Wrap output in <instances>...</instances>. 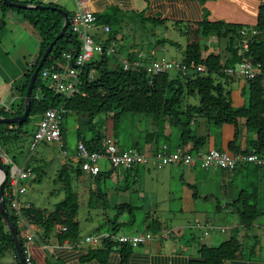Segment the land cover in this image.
<instances>
[{
  "label": "trees",
  "instance_id": "obj_1",
  "mask_svg": "<svg viewBox=\"0 0 264 264\" xmlns=\"http://www.w3.org/2000/svg\"><path fill=\"white\" fill-rule=\"evenodd\" d=\"M19 3L16 0H10ZM38 4V3H36ZM43 5L42 3H39ZM53 7L60 8L59 5L51 4ZM1 19L0 24L5 21V14L11 10L15 13L21 14L22 17L36 30L39 36V53L35 63L27 69L25 79L21 86H18L20 94V102L15 112L13 107L9 112L11 117L22 115L25 111V96L30 83V79L38 67V64L43 57L49 45L56 39L62 30L64 24V17L58 11L50 9H17L5 5L3 0H0ZM64 9V8H63ZM72 16L68 10L64 9ZM119 10L112 9L109 13L96 14L98 25H108L110 31L107 33V41L116 40V34L113 33L114 25L119 24ZM257 24L251 29L243 25L231 24L225 22H211L208 19H202L196 23L186 24L189 29L188 44L184 49L183 64L189 67L191 63L196 65H204L206 72H190L183 74L181 71H171L149 77L144 72L125 71L120 63L113 65L112 58L103 57L101 60H94L87 64L84 72L81 74V83L78 85L79 90L72 98L66 99L62 95L57 94L53 89L48 87L41 79V72L44 68L50 67L52 64L62 60L64 52L76 50L80 52L81 42L72 33L71 28L68 29L66 38L58 40L46 59L43 67L39 70L38 77L33 85L32 91V105L26 122L3 124L0 123V147L1 145H9L16 139H20L19 134L21 129L29 122L31 117H41L46 111L64 107L69 113H75L83 117L87 116L89 123L95 128L94 118L99 114H113L115 126L119 123L121 117L129 113H138L146 116H158L168 119L173 126L181 127L182 131L178 137L181 142V147L189 150V152L197 153L207 144V137L197 136L192 128L194 118L206 117L208 121L215 126H223L226 124L233 125L236 129L235 140L239 135L240 120L245 121V128L248 134L255 133L253 139H250L248 149L240 150L236 146V141L232 142L230 152H248L253 154L264 155V86L261 77L255 80H248L249 103L246 107L235 108L232 104L230 91L226 88V84L232 81L233 77L227 75L224 70L235 67L239 63L251 62L254 64H261L264 70V5L259 8L257 15ZM155 20V19H153ZM157 23L160 21L155 20ZM121 29V28H120ZM245 31L247 35H243ZM253 31L256 34H252ZM118 32V31H117ZM115 34V35H114ZM215 35L220 39H228L224 57L220 54L209 53L205 56L201 45L198 43V36ZM97 40H100L97 38ZM118 41V40H117ZM164 44V41H158L156 46ZM248 48L245 49L244 45ZM133 51V50H129ZM138 52V51H135ZM93 78H90L91 72ZM175 75L171 76L170 73ZM220 81V82H219ZM198 96V105H186L184 107V96ZM3 110L0 111V116L5 115ZM68 113V115H69ZM64 116H67L64 115ZM4 117V116H3ZM9 117V116H6ZM63 132V127H62ZM157 133L148 135L147 142H157ZM104 135L101 132H94V135L87 139L82 137L79 133L80 142L86 145L88 151H98L101 148V143ZM163 145V144H162ZM161 145V146H162ZM168 145V144H167ZM159 146V147H161ZM128 148V147H127ZM125 148V149H127ZM173 150V149H172ZM12 159V158H11ZM13 162L17 163V159L13 158ZM0 163L8 171V179L5 183L4 202L13 220L19 238L22 244L24 243V230L17 223L10 209V166ZM253 166L256 170H264L263 167L257 165ZM28 167L29 164H28ZM245 167V166H243ZM138 168V167H137ZM37 170H40L39 168ZM110 170V169H109ZM133 169L117 170L125 171L128 174ZM62 173L61 180L63 181L62 190L65 194L64 199L55 205L52 211L46 208H38L32 204L31 209L27 211L32 224L39 226L42 230L43 236L39 235L40 242L43 245L51 244L52 239L59 244H63L66 240L71 243H77L81 240L80 226L78 221V214L80 209L79 195L74 192L72 185V178L69 176L66 166L60 171ZM114 170L102 171L97 176L91 177L90 187V203L93 201H103L102 206L110 207L108 202L105 182L113 177ZM83 174L81 166L76 163L75 175L78 179ZM250 199V200H248ZM264 201L263 194L255 189L252 193H247L241 190L237 199L232 204H238L242 201V205L236 207V214L239 216L240 226L234 229V234L222 242L219 246H208L202 244L198 251V256L201 258L194 261L193 264H225L229 261L240 260H256L257 254L255 252V245H253L252 252L245 250V245L239 242L236 235L240 227L252 228L254 221L264 211L259 210V202ZM119 206V205H118ZM122 207L131 210L130 204H122ZM116 208V207H115ZM133 216V212H131ZM111 221L115 223L108 233L117 235L120 227L124 225L119 222L120 217ZM56 225L66 227V231L54 233ZM225 232L232 228H226ZM146 231L152 233L153 236L165 233V228L158 219H153L150 224L146 225ZM100 233V232H99ZM0 242L2 250L10 249L15 255V260L20 264L17 255L16 247L14 246L13 236L7 229L0 212ZM133 247L128 244L118 243L114 240H106L99 248H89L85 254L79 250L80 259L87 262H99L100 264H107L113 252L119 255V264H128L129 256L133 252ZM1 250V252H2ZM48 253V252H47ZM44 253L36 250L33 253L34 264H63L60 261H55L52 258H44Z\"/></svg>",
  "mask_w": 264,
  "mask_h": 264
},
{
  "label": "rangeland",
  "instance_id": "obj_2",
  "mask_svg": "<svg viewBox=\"0 0 264 264\" xmlns=\"http://www.w3.org/2000/svg\"><path fill=\"white\" fill-rule=\"evenodd\" d=\"M28 4V3H25ZM62 4V3H60ZM66 9L71 13L75 11V6L71 5L68 0L64 3ZM8 12H11L9 10ZM14 13V11H12ZM136 14H129L125 17V20L137 19V23L128 25L126 28L114 25L113 33L116 36V41L119 44L120 54L124 55L127 52H131L134 57L137 53H144L145 61L149 62L152 59L151 51L149 48L153 46L158 41H164V44H160L157 47V56H166V59L169 61L183 62L184 58V49L188 44V35L186 32L189 30L186 25L177 22L163 21L157 23L155 20L143 19L142 16H135ZM0 28V54H5L9 52L11 55L21 54L26 52L29 46L33 44V41L30 36L24 34L20 28L14 26L12 23L7 22ZM124 28V30H123ZM118 31V32H117ZM93 36L106 37L107 34L103 33L101 28H94L89 32ZM107 38V37H106ZM264 39V33H263ZM115 40V39H114ZM30 41V42H29ZM125 41L129 43H135L138 52L134 51H123V44ZM28 42V43H25ZM228 39H220L215 35L209 36H198V43L201 45L204 54L215 53L220 54L224 57L225 48L227 45ZM35 46V40H34ZM15 47V49H14ZM35 48V47H34ZM159 48V49H158ZM39 49V48H38ZM37 49V54L39 50ZM140 51V52H139ZM36 55L33 58L31 55H26L22 62L25 64L32 63L36 59ZM6 58V56H0ZM112 58V57H111ZM159 58V57H157ZM13 61V59L11 58ZM1 62V60H0ZM112 67L117 63H120L114 57L111 60ZM11 70L13 65H5L0 63V70H3V67ZM17 66V65H16ZM29 65H25V69ZM171 76H174L175 73H170ZM74 75H67L68 79H72ZM2 78L0 77V81ZM15 80V79H14ZM11 81L10 78L6 80ZM19 82V81H18ZM16 79L15 86L19 85ZM220 82V81H219ZM14 94V92L12 93ZM11 91L7 90L6 93H0V98L4 101H8L7 106L14 104L12 107L13 113L15 112L19 100H14L12 97ZM184 109L186 105H198L199 97L196 96H184ZM186 110V109H185ZM4 117H11L12 114L4 113ZM14 117V116H13ZM161 117L156 116H146L138 113H129L121 117L117 126H115V121L113 114H99L94 118L95 128L90 125L88 117L81 116L75 113H69L63 118V132H62V141L64 149L60 148L58 142L53 143H41L36 150L35 154H32L30 149V143L32 142L33 133L36 132L37 127L41 121V117H31L29 122L26 123L21 129L22 133L19 134L20 139H16L8 146L1 145L0 150L5 152L10 158H16L17 164L20 168L27 163L32 169L27 180H22L21 185L24 184L27 186V191L23 196H21L22 202H29L38 208H46L52 211L56 204L61 202L65 194L62 190L63 181L61 180L60 171L66 166L69 176L72 178L73 190L79 195V214L78 221L80 226V237L84 241L86 236L100 234L103 235L110 231L115 225L111 223L112 220L117 217H120L119 222L123 223L117 233L119 234H145L147 236L152 235L146 231V225L150 224L153 219H158L159 222L163 225L164 228H176V227H187L192 226L194 218L190 217L189 220L183 221L186 216L183 217L184 213L182 210V198H183V189L188 188L191 193L198 194L199 196H205L207 199H201V201L196 202V210L203 214L202 219H208L209 222L214 227L228 226L231 227L233 224L232 221L235 220L233 217H236L238 214L234 215L236 210L230 209L228 206L225 208V202L227 199L225 196L229 192H233L234 195L238 196L241 190L246 191L247 193H252L255 189H258L261 194H263L264 199V185L261 186L258 182L259 178H256L252 175H244L241 172H246L244 169L234 171L233 176L230 178V175H224V171L220 168H202L201 164L193 165L190 169L193 170L192 175L195 176L194 183L189 185L188 175L185 167H166L163 170L153 168L151 166H141L138 168H133V171H138L139 173L144 172L149 168V175L154 174V178H146V180L140 179V177H134V174L120 175L117 178L116 173L114 176L105 182V187L114 188V192L121 191L120 197L117 202H110V207H103L101 204L103 201H93L90 203V180L89 177L85 179L86 183H81L78 181L75 175V166L76 162L74 156L78 155V142L80 141L79 133L82 137L90 138L94 135V132H101L105 137H111L117 140L123 148H136L144 153L154 151L157 148L152 150H147V138L148 135L153 134L150 121L154 123L158 122ZM168 121V119H165ZM197 122V123H196ZM196 123V124H195ZM195 124V127L199 130L197 136L203 135L207 129L217 136H221V127L215 126L210 123L206 117H197L194 118L192 123ZM204 130V132L202 130ZM160 130V132H159ZM163 126H158L155 133L157 142L162 145L165 142V136L161 134L163 131ZM182 129L179 126L170 127L171 139L169 142L171 144H176L175 137H179ZM250 136L254 138L255 133L251 132ZM216 149L221 150V142L217 141L215 145ZM66 152V155L64 154ZM30 155V156H29ZM103 171L110 169V166L107 162L100 163ZM148 167V168H146ZM40 170H37V169ZM137 169V170H135ZM179 169V170H178ZM173 170V174H168L166 180L163 181L162 178L159 179L162 172ZM131 171V172H133ZM177 171V172H176ZM261 171V170H260ZM264 172V170H262ZM261 171V172H262ZM159 173L157 179L156 174ZM260 172H258L259 174ZM257 174V175H258ZM230 179H229V178ZM89 180V181H88ZM119 190V191H118ZM141 192H146L144 195ZM112 195V193H109ZM122 196V197H121ZM250 200V199H248ZM155 204L151 209L145 207L147 203ZM251 201V200H250ZM122 204H130L131 210L128 208L122 207ZM119 205V206H118ZM242 201L238 204H233V208L236 209L237 206L241 207ZM116 207V208H115ZM220 207V208H219ZM259 210L264 211V201L259 202ZM133 212V216L131 215ZM239 220V216L237 221ZM240 221V220H239ZM255 228L258 234H261V237L264 241V214L257 217L254 221ZM188 232V231H186ZM207 232V234H206ZM227 232V233H226ZM222 233L221 230L212 231L205 228L204 224L201 227H196L191 231V233L196 238L194 246L198 243L206 242L208 246H218L220 243H214V238L219 236L220 239H223L222 242L229 239L233 231L227 230ZM43 232H39V235L43 236ZM161 233L160 235H162ZM253 235L251 236L250 241H246L245 250L250 253L254 244ZM110 240V238H108ZM198 242V243H197ZM52 244L55 243V240L52 239ZM172 242L166 240L164 246H169ZM169 244V245H168ZM1 245V242H0ZM149 244L147 243L146 246ZM260 247V245H259ZM140 249V248H139ZM0 246V264H18L14 258V255L10 249L2 250ZM166 250V249H165ZM261 256L257 255V258H264V244L262 246ZM255 247V252L260 251ZM169 251V250H166Z\"/></svg>",
  "mask_w": 264,
  "mask_h": 264
},
{
  "label": "crops",
  "instance_id": "obj_3",
  "mask_svg": "<svg viewBox=\"0 0 264 264\" xmlns=\"http://www.w3.org/2000/svg\"><path fill=\"white\" fill-rule=\"evenodd\" d=\"M16 1L19 3H28V4H36V3L38 4L42 3L43 5H51V4L55 5L56 4V5L61 6L60 7L61 9L63 8L66 9V7L64 6V3L66 2V0H16ZM68 2L77 8V0H68ZM262 5H264V0H90V2L86 5V8L88 10L93 11L95 15L109 13L112 9L119 10L118 12L119 13V24H121L120 25L121 29L122 27L126 28L130 24L132 25L134 23H137L136 18L125 20V17L131 13L136 14L135 15L136 17L142 16L143 19H147V20L155 19L160 22H163V21L173 22L174 21V22H177L178 24L182 23L186 25L188 23H196L206 18L208 19V21H211V22L221 21L225 23L243 25L247 28L252 29L257 24L258 11ZM5 15H6L5 19H8L7 22L12 23L14 26H17L18 28H20L23 32H25L24 34H26L27 36H30L31 39L33 40L31 41L33 42V44L29 46L26 52H23L21 54H15V55H11L9 52H7L6 55L0 54V56H3V55L6 56V58L0 57V60H1L0 63H3L5 65H13L11 70L4 68V66L2 65L3 70H0V77L2 78V80L0 81V93L4 94L7 92V90H10L11 94L14 92L11 98L13 100L15 99L14 100L15 102L16 100L20 99L18 86H21L23 84L27 69L30 68L31 65L35 63V60H36L34 59L32 63L25 64V62H22V59H24L26 55H31L34 58L35 55L37 54V49L39 48L40 41H39L38 34H36L37 33L36 30L22 17L21 14H18L15 12L13 13L11 11V12H7ZM1 16H2V13L0 9V19H1ZM127 21H129L128 25H126ZM5 22L6 20L0 24V28L1 26L6 24ZM97 37H101V36H97ZM106 37L103 36L101 38L105 39ZM34 40H35V46H34ZM25 43H28V42H25ZM123 45H124L122 46L124 49L123 51L125 52H127L128 50H133L134 52L139 50L138 48H136L135 43L132 44V43H129L128 41H125V44ZM157 47L158 46H156V43H155L153 46L149 48V52L150 51L151 53L154 52V57H152V59L161 57V56H157L156 54L157 52H155L157 51ZM208 54L209 53L205 54V56ZM37 56L38 55H36V58ZM11 58L13 59V61L11 60ZM152 59H150L149 62L152 61ZM25 65H29V66L25 69ZM8 78H10L11 81L6 82ZM16 79H17V82L18 81L20 82V84L17 86H15L14 84L16 83ZM226 88L230 91L231 101L235 108L248 106L249 92H248V84H246L245 80L235 78L232 81H230V83L226 84ZM0 102H4L6 103V105L8 104V101H4L1 98H0ZM13 105L14 104L12 103L10 107H12ZM239 122H240L239 135L237 136L238 138H236V140L234 137L236 133V129L233 125L226 124L223 126H218V127H221V136L213 135L208 129L206 132L200 129L204 132V134L199 135V136L207 137V144L205 145V147L200 149V152H207L210 149H216L215 145L217 141L221 142L222 151L230 152L231 150H230L229 145L234 141H236V146L239 147L240 150L248 149V146H249L248 141L250 139H253V137H251L250 134H248V131L246 130L245 125H244L245 121L241 119ZM149 123L151 124L150 127H151L152 132L154 133L156 131L157 124L158 126H163L164 130L161 131V134L165 136L164 137L165 142L163 144H168V146L173 150L181 147V142L178 137H175L176 144H171L169 142V139H171L170 138L171 135L169 133L170 127L172 126L174 122L171 123L170 121L164 120V118L161 117L158 122L154 123V121H150ZM195 124H193L192 128L195 131V134H198L199 130L197 129V127H195ZM157 147H159V144L158 142H155V141L147 142L146 144V148L149 151ZM166 167H172V168L179 167L181 169V167L183 166H177V165L170 166L169 165ZM191 167L193 166L186 167V168H189V169H186L187 173H189L188 175L189 185L194 183V181L196 180L195 179L196 175L195 174L194 176L192 175L193 170L190 169ZM163 169H160V170H163ZM241 169H244L246 171V172H241L242 174L247 175V176L248 175L255 176L256 178L260 179L258 180V182H260L259 184L261 186L264 185V172L263 171L261 172L259 170H256V168L253 166H250V167L241 166L238 168V170H241ZM107 171H110V170H107ZM114 172L116 173L117 178H119L120 175H127L128 177L131 174H134V177H140V179L142 180H146V178H150V179L154 178V174L149 175V168L146 169L142 173H139L138 171H135V172L130 171L128 174H125V171H117V170H114ZM173 172H174L173 170L165 171V173L162 172L159 179L162 178V180L165 181L167 176L169 177L168 174L172 175ZM258 172L260 173L258 174ZM233 174H234V171L233 172L224 171V175H227V176L230 175L229 176L230 178L233 176ZM156 175H157L156 176V179H157L159 173H157ZM88 177H89L88 175L83 174L81 177L78 178V181L81 183L82 182L86 183L87 181H85V179ZM89 180H90L89 183L91 187V177H89ZM114 190H115L114 188H107L105 192L107 193L108 201L116 203L118 198L120 197L121 191L118 190L119 192H114ZM183 190H184L183 191L184 196L182 198V202H183L182 211L184 213L182 214H184L183 217L186 216V218L183 219V221H187L190 219V217H193L194 222L193 224H190L192 226H187L185 228L183 227H176V228H171V229L165 228L166 232L163 233L162 235H157V236L149 235L148 236L149 240H147L146 243L133 249V252L129 256L128 264H193L194 261H198L201 259L198 256L199 248L201 247L202 244H206V245L208 244L206 242H202L201 244L197 242L198 244L194 246V242H196V238L191 233V231H193V229H195L197 225L202 226L203 224L205 225L206 223L209 222L207 218L204 219L203 221L200 220V218L202 219L203 214L198 212L195 207L197 205L196 202L201 201V199H207V197L199 196L198 194L191 193L190 190H188V188L183 189ZM109 193H112V195L110 194L109 196ZM145 193L146 192H141L142 195H144ZM237 197L238 196L234 195L233 192L227 193V195L225 196V198L227 199V202H225L226 203L225 208L229 206L230 209L235 210V208L232 207L233 206L232 203L237 199ZM153 202L154 201H152L151 203H147L145 207L148 209H151L155 205ZM234 215H236V213H234ZM233 218L235 220L232 221L233 224L229 228H232L230 230L234 232V229L240 226L239 224L240 222L239 220L237 221L238 216H237V219L236 217H233ZM254 226L252 228L256 227ZM221 227H228V226H221ZM252 228L240 227L237 230L236 235L238 237L239 242L242 243L243 246L245 245V247L247 246L245 242L250 241L251 236L253 235V238H252L254 241L253 245H255V247L257 246V249L260 250L262 249L264 241L261 237V234H258ZM217 229L220 230L221 228L217 227ZM134 235H139V234H129V235L119 234V236H134ZM166 240H170L172 242L170 245L168 244L169 245L168 247L164 246L163 244L165 243ZM222 241L223 239H220L219 236L214 238V243L221 244ZM147 243L149 244L148 246H146ZM220 244H218V246ZM80 245H81L80 248H82L83 250L81 251L83 254H85V252L89 248L93 249V248L101 247V246L91 247L88 244H80ZM48 246H49L48 253L43 251L42 248H40V246L38 245L34 247L33 253H35L36 250H40L41 253H44L42 255L43 259L45 257L46 258L49 257V258L54 259L55 261H60L63 264H100L99 262L96 263L94 261L93 262L82 261L80 259L81 254L79 255L78 253L80 251L79 250L80 248H75L74 243L64 242L63 244H59L55 242L54 244L52 243L48 244ZM57 246L58 247L60 246V248H57ZM165 249L169 251H166ZM261 251L262 250L257 251L256 254L261 256L262 255ZM118 257H119L118 253L113 252L107 264H119ZM225 264H264V258L251 260V261L250 260L229 261V262H226Z\"/></svg>",
  "mask_w": 264,
  "mask_h": 264
},
{
  "label": "built area",
  "instance_id": "obj_4",
  "mask_svg": "<svg viewBox=\"0 0 264 264\" xmlns=\"http://www.w3.org/2000/svg\"><path fill=\"white\" fill-rule=\"evenodd\" d=\"M90 0H77V8L70 17L69 28L72 33L81 42L80 52L70 50L64 52L62 60L52 64L48 68H44L41 72L42 81L57 94L62 95L66 99L72 98L79 90L81 83V74L84 72L88 63L94 60H101L103 57H114L122 65L125 71L144 72L149 77L167 73L171 71H181L183 74L190 72H206L204 65H196L194 62L189 67H186L183 62L169 61L166 56L153 58L152 61L146 62L144 53H137L136 57L127 52L124 55L120 54L119 44L116 40L107 41L101 37L93 36L89 32L94 28H101L103 33L107 34L110 31L108 25H98L96 15L93 11L88 10L86 5ZM243 35H247L245 31ZM252 34H256L253 31ZM99 38L100 40H97ZM245 49L248 45H244ZM154 57V52L151 53ZM224 72L236 79L245 81L255 80L261 77L264 86V70L261 64L243 62L235 67L227 68ZM93 71L90 78H93ZM67 75H74L72 79H68ZM6 113L11 111V107L6 103L0 102V111ZM69 111L64 107L50 109L41 116V121L33 135L30 143V151L36 153L37 147L41 143L58 142L60 148H63L62 141V124L64 115ZM66 155V152L64 151ZM75 162L81 166L83 173L90 176H97L103 171L100 163L107 162L110 170H127L141 166H151L156 169H163L166 166L177 165L190 167L201 164L202 168H220L224 171L233 172L241 166L257 165L264 168V155L253 154L248 152L230 153L217 149H210L207 152L192 153L182 147L172 150L167 144H163L158 149L144 153L136 148H123L120 143L111 137H105L102 140L101 148L98 151H88L83 142L78 143V155L75 157ZM0 160L4 165L10 166V209L17 219V223L24 230L23 252L25 256V264H34L33 249L35 246H40L43 251L48 252L49 246L43 245L39 239V232L42 230L39 226L32 224L27 211L31 209L32 204L22 202L21 196L27 191V186L22 184V180H27L32 173V169L25 163L22 168L13 162V160L0 150ZM197 227H201L197 225ZM209 230L217 229L210 222L204 225ZM220 228V227H219ZM67 228L61 225H56L54 233L66 231ZM221 232L225 229L221 227ZM87 236L84 241L74 243L75 248H80V244H88L91 247H98L104 244V241L114 240L118 243L131 245L136 248L149 240L145 234L134 236H119L105 233ZM207 234V232H206ZM69 242V241H65ZM58 245V244H56ZM57 248H60V246ZM15 258V256H14Z\"/></svg>",
  "mask_w": 264,
  "mask_h": 264
},
{
  "label": "water",
  "instance_id": "obj_5",
  "mask_svg": "<svg viewBox=\"0 0 264 264\" xmlns=\"http://www.w3.org/2000/svg\"><path fill=\"white\" fill-rule=\"evenodd\" d=\"M3 2L5 5L15 7L17 9H44V8H47V9H50L52 11H58L64 17V24H63L61 32L59 33V35L56 37V39L49 45V47L45 51L43 57L41 58V60L38 64V67L36 68V70L34 71L32 77L30 79L29 85L27 86L28 89H27L26 96H25V111H24V113L22 115H17L14 117L0 116V123H3V124H12V123L22 124V123L27 121L29 113L31 111L32 91L34 88L33 85L36 82L39 70L43 67L46 59L48 58L49 54L52 52V49L55 46L56 42L62 38H66L68 29H69L70 18H69V15L66 13V11H64L63 9L58 8V7H53L52 5L15 3V2L10 1V0H3ZM7 179H8V171L0 163V212L2 214L4 221L6 222L8 231L13 236L14 244H15L14 246L16 247V251H17V254H18V257L20 260V264H25V256H24L23 246H22L23 244L21 242V239L19 238L17 228H16L13 220L11 219L9 212L7 210V207L5 205V202H4V193L3 192L5 190V183H6Z\"/></svg>",
  "mask_w": 264,
  "mask_h": 264
},
{
  "label": "bare ground",
  "instance_id": "obj_6",
  "mask_svg": "<svg viewBox=\"0 0 264 264\" xmlns=\"http://www.w3.org/2000/svg\"><path fill=\"white\" fill-rule=\"evenodd\" d=\"M54 109V108H53ZM40 124V123H39ZM34 134V133H33ZM63 149H64V147H63ZM30 150V149H29ZM3 152V151H2ZM30 156V155H29ZM18 255V254H17ZM15 256V255H14Z\"/></svg>",
  "mask_w": 264,
  "mask_h": 264
}]
</instances>
